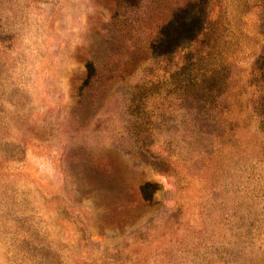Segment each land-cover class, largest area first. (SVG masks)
<instances>
[{"label":"rangeland","instance_id":"1","mask_svg":"<svg viewBox=\"0 0 264 264\" xmlns=\"http://www.w3.org/2000/svg\"><path fill=\"white\" fill-rule=\"evenodd\" d=\"M117 3L0 0V264H264V0Z\"/></svg>","mask_w":264,"mask_h":264},{"label":"trees","instance_id":"2","mask_svg":"<svg viewBox=\"0 0 264 264\" xmlns=\"http://www.w3.org/2000/svg\"><path fill=\"white\" fill-rule=\"evenodd\" d=\"M142 0H118L117 8L122 10L134 9ZM206 24V15L199 2H188L177 8L171 17L164 22L155 36L150 40L149 50L153 55L166 56L185 45L197 42L203 34ZM97 62L90 65L96 67Z\"/></svg>","mask_w":264,"mask_h":264}]
</instances>
